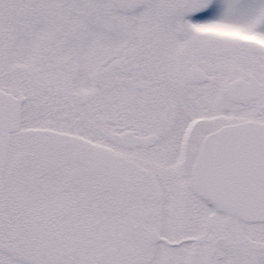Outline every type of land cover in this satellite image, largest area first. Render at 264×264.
<instances>
[{
	"label": "snow or ice",
	"instance_id": "snow-or-ice-1",
	"mask_svg": "<svg viewBox=\"0 0 264 264\" xmlns=\"http://www.w3.org/2000/svg\"><path fill=\"white\" fill-rule=\"evenodd\" d=\"M0 264H264V0H0Z\"/></svg>",
	"mask_w": 264,
	"mask_h": 264
}]
</instances>
